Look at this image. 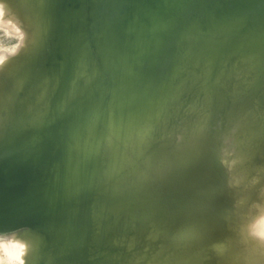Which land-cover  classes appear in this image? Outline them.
<instances>
[{
  "label": "water",
  "instance_id": "obj_1",
  "mask_svg": "<svg viewBox=\"0 0 264 264\" xmlns=\"http://www.w3.org/2000/svg\"><path fill=\"white\" fill-rule=\"evenodd\" d=\"M40 1L43 22L39 30L45 31L44 43L24 75L20 90H26V94L21 117L12 119L13 123L9 120L16 125L8 129V137L0 139V149L15 134L32 136L33 126L19 125L34 117L35 93L43 85H48L51 101L63 92L69 70L65 61L82 64L84 85L77 88L78 76H71L69 111L60 115L58 129L55 124L56 130L44 134L52 141L51 151L47 146L36 151L40 158H52L57 164L51 205L34 221L0 227V234L18 228L41 231L52 240L56 257L64 263L88 260L99 264L107 256L108 264H146L165 253L178 230L205 216L208 160L211 145L219 136L236 121L240 127L261 129L264 138V101L259 98L264 95V0H207L192 11L190 20L177 26L167 44L163 74L142 97L117 113L100 104L111 60L96 35L109 0ZM145 1L137 13L133 10L136 0H118L132 28L144 27L161 0ZM199 77L203 78L202 92L212 99V104L180 131L181 138L177 136L169 144L166 130L158 137L156 148L149 151L158 124L175 106L181 92ZM224 86L231 92L219 95ZM251 89L256 93L247 94ZM46 117L47 112H43L38 121L43 123ZM138 143H144L145 149L139 154V161L131 165V186L119 194L118 187L126 180L121 169L126 164L128 147ZM108 148L111 152L97 171L96 160ZM66 153L71 155L73 165L64 161ZM86 158L90 164L85 167ZM97 183L100 195L95 198ZM92 205H99L104 224L100 238H89V233L97 230L89 219L91 229L84 228L78 238H82L83 256L61 253L64 244L45 228L44 217L64 223L75 219L81 206L79 217L86 218ZM117 227L108 249L102 248L105 234ZM123 244L125 250L119 254Z\"/></svg>",
  "mask_w": 264,
  "mask_h": 264
},
{
  "label": "bare ground",
  "instance_id": "obj_2",
  "mask_svg": "<svg viewBox=\"0 0 264 264\" xmlns=\"http://www.w3.org/2000/svg\"><path fill=\"white\" fill-rule=\"evenodd\" d=\"M16 1L18 2L19 0ZM150 1L153 2V0ZM206 1L207 0H161L156 8V11L149 19L148 23L141 29H135L129 25L126 15L118 7V0L108 1V6L110 4V6L115 7L114 9L117 10V12L115 11L116 12L115 15H113V17L109 20L111 25L110 28L112 29L111 30L112 34L111 35H109L108 33L105 34L104 35L105 40L104 38L101 39L102 38L101 36L99 39L105 41L104 43H107V45L109 46L112 45L111 48L117 47L116 50L117 53L119 50V57H116L117 53H114L115 54L114 55L111 51L110 52L108 51L109 52L108 56L111 58L113 57L111 54H113L116 57V58L114 57L115 60L113 63L118 67L122 77H124L125 80H127L128 89L131 91L129 98L126 97L127 100L125 99L126 102L123 104L124 105L123 109H126L138 97L141 96L138 92H135V90L133 89L134 83L138 84V88L139 86L145 87L146 85L151 87L153 83L163 74L167 66L166 47L171 37L174 35L177 26H179L180 24L186 21L188 22L190 20V17L193 16L191 14L192 11L204 5ZM17 2L15 3L14 0H0V4L4 6V12L2 15H0V25H2L1 27L4 28L7 27V31L8 32L13 31V33L15 32L18 33L17 28H19L20 31L25 34L26 45L29 43L31 44V42L33 41L35 45L34 48L33 47L30 48V51L26 53L23 56V58L18 61V63L17 62L15 63L17 64L16 67H13L14 60L8 57L6 53L3 54L5 50H3L2 52L3 54L2 56H6L7 59H5L2 64H0V139L5 136L8 137L7 134L8 129H11L10 127H15L16 125V123L13 125L11 124L14 122V120L16 121L21 117L20 113L11 114L7 112L6 106L10 103V101L13 98H15L18 95L19 90L25 83L23 79L25 77L24 75L27 73V68L29 70L30 67H32V65L34 64L35 58L33 57L35 53H37L38 49H40V47L43 45L44 43L43 41L45 39V31L41 32L39 30V27L43 22L42 18L39 17L38 15V20H37V17H35L34 13L32 12V9L26 3H24L25 2L24 0H20V3ZM142 6H143V0H136V3L133 6L134 8L133 10L136 11L137 13L141 12ZM98 25H102V20L99 22ZM19 44L22 43L19 42ZM22 46L24 48V44ZM30 46L27 47L29 48ZM101 46L103 48V45ZM32 48L33 50H31ZM22 49H19L18 51ZM107 49L108 48H106V50ZM106 50H104V52ZM14 56H18V55L15 54ZM14 58L16 59L17 57ZM138 63L140 64L139 68L137 67L139 70L134 68L137 66ZM74 72H77V76L79 75L81 76L83 74L81 63H79V65L74 69ZM15 79H18L19 81L16 83V86L14 87L13 80ZM11 86H13L12 89ZM144 89L146 90L147 88ZM47 93H48V85H43V89L35 93V97H36L35 100L37 99L36 101L38 102L37 104L38 108L34 112V117H32V121L29 120L25 122L22 121V124H20L19 127L28 123L35 125L36 123H38L37 122L39 120L38 116H40L43 112H47L48 119L43 123L42 122L38 123L33 128V130L31 131L32 136L26 137V135H22V133H20L19 136H17L16 134L15 136H12L14 139L10 142L11 147L7 151L0 152V222L4 224L10 225L16 222L17 220H19V218L22 219L28 216L29 213H31L32 210L38 207L39 205H40V210L42 206L43 208L44 206L49 207L52 201L51 200L53 197L52 185L56 179L57 164L56 162H54V160H52V158L48 160L40 158L37 155L36 151L41 146H47L46 148H48V150L51 151L52 141L50 142V138L46 137V135L44 134L45 133L47 134L46 131L49 130L53 131L59 128L60 126L59 119L61 117H56V116L54 117V112L58 111L59 109L69 111V106H68L69 100L67 98L68 94L66 93V91L63 90V92L57 97V99H54L53 102L47 104L45 103V98L47 96ZM260 98H264V95L263 96L261 95ZM43 104H44V108H43L44 110L43 109L39 110L41 106H43ZM114 109L117 110L116 108ZM67 111H65V113ZM10 119L11 120L14 119L12 120V123L9 122ZM55 124L56 125L58 124L57 126H55L56 129L53 128ZM233 128H231V130ZM253 130L255 132L254 134H252ZM252 133H251L252 138L255 137L253 135H256V137L258 136L257 138H259L258 139L259 141L258 140L257 141L258 143L261 144L257 145L256 141L253 140L255 143L254 145L256 146L252 147L253 145V144L251 145L252 138L250 136L249 138L248 135L243 137L241 135L242 138L239 137L240 138L239 140L237 139L236 136H235L236 138L234 137L235 138L234 140H231V138L228 137L229 140H231V142L233 141L232 144L231 142H229L230 145L228 146L232 147V151L234 149L235 152L234 154H236V156H233L234 157L233 158L230 155L228 156L230 158H227V154H226L225 156L222 157V160L220 159L221 161L224 160L223 162L221 161L219 162L217 157V147H218L219 139L211 145V154L208 160L210 171L206 175L208 176L207 179L208 181L205 187L206 196L204 198L205 216L202 218V220L196 221L191 225V226L196 225L197 228L191 229L193 232H196V234H194L191 231L190 232L188 231V234L193 233V235H197L199 233L201 235L202 233L205 232V230L207 232V229H210L213 223H215L216 221H218L219 219L225 216L228 217L226 218L229 221V222L227 221L225 224L228 225L229 223V225L233 228V230H231L232 228L228 226L230 228V232H232V235H234L233 233L235 231L234 228L238 230L239 227L242 226L240 224L241 221L244 220L245 218L248 217L251 218V219L250 218L246 219L248 220V223L246 220L242 222V223L246 222V225L249 224L251 225L253 224V222L254 223L258 222V220H255L257 219L256 216L258 217V219L261 220L258 223L259 227L257 226V228L259 229H256L253 232L257 230H258L257 232L260 231L261 233L255 232L256 234H258V236L259 234H262V232L264 233V221H263L264 217L261 218L262 217L261 216L259 218L260 214L259 216L258 214H256V216L254 215L256 213V212L254 213L255 210L257 209L262 210V208L259 207L257 209L254 208L255 203L258 202L256 205L260 204V207L264 205V200L262 199L264 193V138L262 135V130L259 128L252 129ZM43 135L45 136L44 138H42ZM229 135H233V134L230 132ZM38 136H42V137L36 139ZM226 141L228 143V140ZM223 146L224 145H222V147ZM225 146H224V151L226 150ZM221 150L223 151V148H221ZM229 153L232 154L231 151ZM7 162L8 163L10 162L9 165L11 167L10 172L8 171L7 168L8 166L6 165ZM62 163H63V159H62ZM222 164H224L225 166H223ZM10 209H14V210L9 211ZM93 209L95 212L93 216L98 224V228L102 229L104 227V224L101 222L102 219L100 216L99 205H97ZM257 212L260 213L261 211H257ZM263 212L264 211H262L261 213L262 215L264 214ZM42 213H40V215ZM37 215L39 214H36V216ZM36 216L34 219H36ZM252 216L255 217V219ZM250 221L252 222L250 223ZM199 222H204V223H201L199 226H197V223ZM238 225L239 227H237ZM244 225L245 224H243V226ZM251 227L252 226H250V228ZM229 228L224 229L226 231L225 233L226 234L228 233L227 237L229 236V231L227 230ZM241 228L243 229V227H240L239 230H242ZM252 228H256V226L255 227L253 226ZM195 229L197 230L195 231ZM185 230L187 231V229ZM247 230L244 233H246ZM251 230L249 231L251 232ZM240 232L241 231H239V233ZM253 232L250 234H253ZM25 233L27 232H24L17 236L15 235L16 238L13 236L12 237L15 238V240H19L23 243H26L25 241H27L26 245H28L27 246L28 249L31 246V241L29 240L30 239L29 236ZM82 233L83 232L81 231L79 236H81ZM209 233H205L206 234L205 236L203 234V237L204 238L206 237L205 239H207L208 237L207 234ZM217 233H220V231L215 232V234ZM244 233L241 232L240 235L244 237L243 236ZM184 234H186V238L187 236L188 238L190 237L189 240H186V238L184 237L186 241L194 240L190 236L192 234L188 235L186 232ZM226 234L224 235L223 238H222L223 236L222 234L221 236L222 241L224 240ZM238 234L235 235H237L238 237ZM180 235H183V232H181ZM218 235L219 234H217V237ZM183 236L182 237L177 236L179 238H182V240L178 239V242L179 241L185 242ZM246 236L247 235L245 234V237ZM196 237L197 236H194V238ZM198 237L196 238L197 240ZM234 237L232 238L230 237V238L234 239ZM201 238L202 236L199 239L200 241H198L199 247H201L200 249H198L199 252H202L200 250L205 249V247L203 249V246H200L202 243H203L202 245L204 244L207 245L212 240L209 239L208 240L209 242L204 243V241L206 240L204 238L202 239ZM219 238H217L218 241ZM230 238H228V240L225 239L227 240L226 244H230L231 242L234 241V240L230 241ZM245 239H248V236ZM3 240L6 241V239ZM221 240L219 242H221ZM225 240L224 243L223 242L221 243L225 244ZM238 240L242 241V239H238ZM213 241H212L213 246H215L214 244L218 242H216L217 240H215V243ZM209 246H211L210 249L212 250L213 248L211 243ZM206 247L208 248V246ZM219 247L220 246H218L217 248ZM210 249L208 250V252L211 251ZM185 251L187 252L188 250L186 249ZM214 251L215 250H213V252ZM186 256L189 255L186 254ZM152 260H154V263L156 264H165V257L164 255L161 254H159L157 257H155ZM248 260L250 264H261V262L264 261V246L262 247L261 255H257V254L252 255Z\"/></svg>",
  "mask_w": 264,
  "mask_h": 264
},
{
  "label": "rangeland",
  "instance_id": "obj_3",
  "mask_svg": "<svg viewBox=\"0 0 264 264\" xmlns=\"http://www.w3.org/2000/svg\"><path fill=\"white\" fill-rule=\"evenodd\" d=\"M24 1H25L24 3H26L32 9V12L34 13L35 17H37V20H38V15H39V17H41V13H42V9L40 8L41 7V1L40 0H24ZM14 2L16 3L17 1L14 0ZM17 3H20V0ZM118 7L120 8L119 4H118ZM114 8L115 7L110 6V4H109V6H107V10L105 12V15L101 19L102 20V25H98L96 38H100V36H101L102 37L101 39L104 38V40H105V36H104L105 34H107V33L109 35L112 34V32H111L112 29L110 28L111 25H110L109 20L117 12V10H115ZM112 11H114V12H112ZM103 21H104V23H103ZM13 23H14V21H13ZM1 26L2 25H0V55H3V54L6 53L8 55V57H10L11 59L14 60V65L15 66L13 65V67H16L17 64H15V63L16 62L18 63V61L20 59H22L23 56L30 51L31 47L34 48V45H35L34 41L31 42V44L29 43L31 46L29 44L26 45V42H25L26 39H25V34L24 33H23L24 39H23V42H22V41H19L17 39L19 33H16V32L13 33V31L12 32H8L7 31V27L4 28V27H1ZM108 29H109V31H108ZM102 41L103 40H101V43H102L101 45H103V48H104L103 51L106 50V48L111 49V50L107 49L106 50L107 52L105 51L107 54L104 52L105 55H108L110 51L113 54L117 53L116 52L117 47L111 48L112 45L109 46V45H107V43H104L105 41H103V42ZM19 42L22 43V44H20L21 46L24 44V48L22 46V48H23L22 49L21 46H20L17 49V51H15V52L19 53V54L15 53L18 56H14L15 54L12 55V54L9 53V51L6 50V48H11V46L18 44ZM27 46H30V47L28 48ZM33 48L31 50H33ZM19 49H22L23 51L22 50L18 51ZM3 50H5V52L2 54ZM113 54H111L113 57L110 58L111 59V72L109 74V77H107L108 79L106 80V84H105L106 88L104 89V93H102V96L100 98V102H101L100 104H101L102 107H106V109L107 108L111 109V111L113 113H117L120 108H124L123 104L126 102L125 99L127 100V98H129L131 91L128 89L127 80H125V78L122 77L118 67L113 63L115 58L119 57V50H118V53H117L116 57L114 56L115 54L114 55ZM14 57H17V58L15 59ZM64 63H67L68 66H69L68 74H67L66 80L64 81V83L66 85V87H64V91H66V93L69 95V84H71L70 83L71 82V76L73 75L74 77H76L77 72H74V69L79 65V62H76V63L70 62L69 63V62L65 61ZM139 65L140 64L138 63L137 66L134 67V68L139 70L138 69ZM81 76L80 75L78 76L77 80H78L79 84L77 85V88L84 85V83H83L84 79ZM18 81H19L18 79L13 80L14 87L16 86V83ZM202 82H203V78L202 77L196 78L190 84L191 87L189 86L187 89H185L184 91L181 92V94L177 98L175 106L167 112L166 116L161 120V122L158 124L157 128L154 130L153 135H152L153 137H151V139H150L151 140V147L149 148V151H151L154 148H156V146H157L156 142L158 141L157 140L158 137H160L161 134L164 131H166V130H169V137L170 138L168 140V143L169 144L172 143L175 140V137L181 136V135H179L180 131L186 125H189L191 123V121L195 120V118L198 116L197 114H200L201 112H203V110L206 107H208V106H210L212 104V102H213L212 99H208L205 96V94H203V92H202V86H203ZM146 86L145 87L144 86L143 87L139 86V88H138V84L134 83L133 89L135 90V92H138L141 95V97H142L147 92V90L150 88L148 85H146ZM12 88H13V86H11V89ZM144 88H147V89L145 90ZM126 91H127V93H126ZM229 91L230 90L228 89V87L224 86V87H222L220 89V91H219L220 93H218V94L223 96L226 93H228ZM256 91H255V89H251V90L247 91L246 93L247 94H255ZM25 94H26V90H19L18 95L15 98H13L10 101V103L6 106L7 112H9L11 114L19 113L22 110V108H23V102H24L23 98H24ZM260 100L264 101V98H260ZM51 102H53V101H51V99L48 98V93H47V96L45 98V103L50 104ZM37 104H38V102L36 101V106L35 107L33 106L34 107L33 108L34 112L38 108ZM218 107H219V105H218ZM218 107H217V110L219 109ZM43 108H44V104H43V106H41V108L39 110H42ZM114 108H116L117 110H115ZM65 111H67V110L59 109L58 111H55L54 112V117L55 116L56 117H60V115L64 114ZM45 119H48V115H47V117ZM29 121H32V118H30ZM39 121H37V122H39ZM28 124H24L21 127H24V126H26ZM37 124H35V125L29 124V125L33 126V128H34ZM238 124H239V122H236V121L233 122V124L229 126L227 131L219 136L220 138L218 140V147H217V157H218V161L219 162L222 160V157L225 156L226 154H227V158H230V157H228L230 155H231V157L236 156V154H234L235 153L234 149L232 151V147L228 146V145H230L229 142H231V140H234L236 137L239 140L240 139L239 137H241V135H242V137L248 135V137L250 136L252 138L251 135L255 133L254 130H253V133H252V129H255L252 126L240 127ZM236 127H237V129H236ZM231 128H233V129L231 130ZM96 132H97V130H96ZM230 132L234 136L233 135H229ZM247 132H248V134H247ZM253 136H255V137H253L251 139V145L255 144L254 141H256L257 145H260L261 143H258V141H259L258 140L259 138H257L258 136L257 137H256V135H253ZM228 137H230L231 140H229ZM224 140L225 141L228 140V143H227V141L225 142ZM232 142H231V144H232ZM143 144L144 143L131 144L128 147V154H127L126 164L121 169V175L125 176L126 180H125V182L120 183L121 185H119V187H118V190L120 192L119 194L125 193V191H128L127 189L129 188V186H131L130 184H131V182H132V180L134 178V172H133V168H132L131 165L136 164L139 161L138 160L139 159L138 156L145 149V146ZM222 145H224V146L227 145V146H225V149H226L225 151H224V146L222 147ZM253 145H252V147L256 146V145H254V146ZM10 147H11V143L6 145L4 148H1L0 152L7 151ZM221 148H223V151L221 150ZM230 151L232 152V154L229 153ZM110 152L111 151L108 148V150H105V151L100 153V156L96 160V170L97 171H99L101 169L102 164L105 162V159L109 156ZM70 156L71 155L66 153V155H64L65 161L66 162H70L71 163L70 165H73V160H71L72 158L70 159ZM86 160L87 161H86L85 167L89 165V158H86ZM223 161H221V162H223ZM224 164H222V165L225 166ZM6 165L8 166L7 168H8V171L10 172V169H11V167L9 166L10 162L9 163L7 162ZM86 188H87V190L89 189L88 187H86ZM99 188L100 187H99L98 183L95 184V191H94V197L95 198H97L100 195ZM262 197H263L262 199L264 200V193H263ZM255 202H257V201H255ZM51 203H52V201H51ZM257 203H255L254 208L257 209L259 207V208H262V210L257 209V210L254 211V213L255 212L256 213L255 214L253 213V214L255 216H256V214H258V216L260 214L259 218L261 216H262L261 218H263L264 214L262 215L261 213H262V211H264V209H263L264 205L262 204L263 206L261 205L262 207H260V204L256 205ZM94 207H95L94 205L90 206L89 212H88V215H87L86 218L85 217H81L80 218L79 215L82 212V208L80 206V209L78 211H76L75 219L74 218L72 220L70 219L68 221H65L64 223H62L60 221H54L53 218L51 219V218H49V216L48 217H44L45 228L47 230H49L50 234L52 233L53 236L58 237V242L60 241L59 242L60 244H62V243L64 244V249L65 250L62 249L60 251L61 253H63V250H64V251L68 252V253H66L67 256H73L75 258L76 257L79 258V256H83L84 252L83 253L80 252L82 250V248L80 246L82 244L81 243L82 242V238H80L78 240V236L80 235L81 231H84L85 229H87V227H88V230L91 229V228H89L90 225H91V227L95 226L97 230L91 231L89 233L90 234L89 238L92 239L94 236H96L97 237L96 240L98 241V239L100 238V232H101V230L103 228L99 229L98 228V224H97V222L94 219V216H93L94 213H95L94 209H93ZM48 208L49 207H46V206H44V208H43V206H42V208H41L42 211H41L40 210V205H39L38 207L34 208L32 210V212L29 213L28 216H26V217H24L22 219L19 218V220H17L13 224H15L17 222L32 220V219L35 218L36 214L40 215V213H42V212L45 213ZM108 209L112 210V208H108ZM13 210L14 209H10L9 211H13ZM136 210H137V208H135L132 213H134ZM257 211H261V212L258 213ZM43 213L41 215H44ZM39 215H37L36 218H38ZM226 217L227 216L222 217L221 219H219L218 221L213 223V225L210 227V229H207V232L205 230V232L202 233L201 235L199 233L197 235H193V233L196 234V232H193L191 229L192 228L193 229L197 228L196 225L195 226H189L188 228H184V229L178 230V232H176L175 235L173 236V239H172V241L170 243L169 248L167 247V249L165 250V253L162 254L165 257V264H250L248 259L252 255H256V254L257 255H261L262 254V247L264 246V237H263L264 233L262 232V234H259V236H258V234H256V233H259L260 231L257 232L258 231L257 230V231H255L256 233L253 232L256 229H259V228H257V226L259 227L258 223H259V221L261 219H258L257 216H256L257 219H255V217L252 216L255 220H258V222H255L257 224H255L253 222V224H251V225L249 224V225L252 226V227L256 226V228H252V227L250 228L249 225H246V222L242 223L243 221H245L246 219H248L250 217L245 218L244 220H242L241 223H240L242 226H240V227H243V229L241 228L242 230H239L240 229V227H239L240 224H239L237 226V227H239L238 230L241 231L242 233H244L249 228H250L249 230H251V229L252 230H251V232L249 230H247V232L243 234L244 237H242L240 235L241 232L239 233V231L234 228L235 231L233 233H234V235L239 233L238 234L239 238H238L237 235H235V237H234V235H232V232H230V228H232V227L229 225V223H228V225L225 224L228 221V219H227L228 217L227 218ZM89 219L91 220L90 221L91 224L88 226V220ZM34 220H36V219H34ZM34 220H32V221H34ZM246 221L248 223V220H246ZM252 221H250V223ZM263 221H261V222H263ZM201 223H204V222L197 223V226H199ZM13 224H10V225H13ZM243 224H245V225L243 226ZM6 226L8 227L9 225L0 222V227H6ZM225 227L229 228V229H227L229 231V236L228 237H227L228 233L226 234L225 233L226 231L224 230V229H226ZM244 227H247V228H244ZM211 228H212V230H211ZM77 229L78 230L81 229V230L79 232H77L78 231ZM185 229H187V231ZM244 229H246V230H244ZM117 230H118V227L115 228L114 230H110L109 232H107L105 234L103 240L100 243L102 248H104L106 250L108 249L107 247H109V243H110L111 239L113 238V236H115L114 234L117 232ZM196 230L197 229H195V231ZM231 230H233V228ZM180 231L183 232L184 236L180 235L181 234ZM188 231L189 232L191 231L193 233H189L188 234ZM219 231H220V233H217V234H219L218 237H217V234H215V232H219ZM222 231H224V232H222ZM24 232H27L25 234H27L29 236V238H30L29 240L31 241L30 248L26 249V254H25L26 257L25 256L23 257L24 260L26 258V260H25L26 264H73V263H64V262L60 261L56 257V249H55L54 243L52 242V240H50V238L47 237V235H45L41 231H38V230L35 231V229H32V232H31V230L28 231V230H25L23 228H18V229H15V230H12V231H7V232H4L3 234H0V239H2V240L6 239V241H7L9 238H11L9 240H12L13 237L16 238L17 235L22 234ZM185 232L188 235L192 234L193 236L192 235H190V236L194 240H192V238H191L192 241H186V240H189L190 237L188 238V236H187V238H186V234H184ZM252 232H253V234H250ZM205 233H209V234H207V236H208L207 239H205L206 237L205 238L203 237V234H204V236L206 235ZM212 233H214L215 235L212 234ZM221 233L223 234V236H222ZM225 234H226V236H225L224 240L225 239L228 240V238L234 237V239L230 238V241L234 240L235 242L233 241V242H231L232 243L231 244L230 241H229L230 244H226L227 240H225V244L226 245L222 244L221 242L224 243V240L223 241L221 240V236L223 238ZM245 234L248 236V239H245V238H247V236L245 237ZM34 235H35V237H34ZM177 236H179V237L183 236V239L185 237L186 240L185 239L184 240H185L186 243L184 241L183 242L179 241L180 242V244H179L178 239L182 240V238H179ZM194 236H197V237L199 236L198 240L196 239L197 237L194 238ZM201 236H202V238H204L206 240V241L203 240L204 243H207V242H209L208 241L209 239L210 240L212 239L210 241V243L212 244V248H213L212 250L210 249L211 246H209L210 243H208L207 245L206 244L202 245L203 243L201 244V242H202L201 241L200 242V244H201L200 246H203V249L205 247L204 250L207 249L206 250L207 252L204 251V250H200L202 252H199L198 249H200L201 247H199V242L198 241H200L199 239H200ZM249 236H251V237H249ZM56 237H55V239H56ZM15 238H13V239H15ZM213 238H214V241H213ZM217 238H219V241L221 240V242H219ZM236 238H237V240H236ZM238 239H242V241L240 240L241 241L240 242ZM215 240H217L216 242H218L219 244L216 243V244H214L215 246H213L212 241L215 243ZM173 241H175V242H173ZM176 241L178 242V244H177ZM25 242L27 243V241H25ZM186 245H188V246H186ZM206 246H208V248ZM218 246H220V247L217 248ZM184 248H186L188 250L187 251L188 253L185 251L186 249H184ZM83 249H84L83 251H85V249H87L86 246ZM209 249L212 252L211 251L208 252ZM124 250H125V244H123L120 247L119 254H122ZM213 250H215V251L213 252ZM258 253H261V254H258ZM184 254H185V256H184ZM186 254L189 255V256H186ZM108 262H109V258L107 256H103L100 259L99 264H108ZM80 264H90V262L88 260H86V262H83V263H80ZM146 264H156V263H154V260H151V261L147 262ZM261 264H264V261H262Z\"/></svg>",
  "mask_w": 264,
  "mask_h": 264
},
{
  "label": "clouds",
  "instance_id": "obj_4",
  "mask_svg": "<svg viewBox=\"0 0 264 264\" xmlns=\"http://www.w3.org/2000/svg\"><path fill=\"white\" fill-rule=\"evenodd\" d=\"M3 12L4 6L0 4V15H2ZM17 32L19 33L17 39L23 41L24 35L19 28H17ZM20 46L21 45L18 43L11 46V48H6V50L14 55L16 49ZM5 59H7L6 56L0 55V64H2ZM26 249L27 245L19 240L12 239L4 241L0 239V264H25L23 257L26 254Z\"/></svg>",
  "mask_w": 264,
  "mask_h": 264
}]
</instances>
